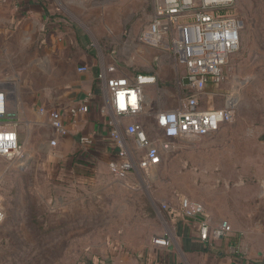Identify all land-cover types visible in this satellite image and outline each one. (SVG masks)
<instances>
[{"label": "rangeland", "instance_id": "374dc122", "mask_svg": "<svg viewBox=\"0 0 264 264\" xmlns=\"http://www.w3.org/2000/svg\"><path fill=\"white\" fill-rule=\"evenodd\" d=\"M104 1L93 0L91 17L97 20L86 30L108 37L120 30L123 41L134 34L135 43L143 47L88 48L106 58L114 51L121 71L134 74L144 68L156 76V84L145 90L138 117L148 135L155 137L156 114L173 109L191 94L181 82L184 69L168 47L170 36L158 48L139 41L158 0H112V5H103ZM228 15L242 23L239 49L229 58L221 84L207 87L197 99L202 109L220 108L227 95H234L237 107L230 124L242 132L226 133L227 141L217 135L177 140L148 177L116 181L103 165H94L85 173L91 180L83 183L62 170L56 147L44 145L53 131L45 115L31 107L25 117L31 124L16 117L24 157L14 162L0 157V208L5 217L0 224V264H143L153 239L167 229L174 232L178 217L163 211L162 203L174 206L186 197L219 211L222 192L215 187L214 175L220 167L232 178L236 150L242 146L244 155L249 150L246 141L233 136L264 130V0H235ZM36 50L40 55L39 47H0V86L18 81L28 96L36 98L44 85L30 79L50 75L33 64ZM133 60L141 67H130ZM64 70L59 69V75L71 77Z\"/></svg>", "mask_w": 264, "mask_h": 264}, {"label": "crops", "instance_id": "0c3cea01", "mask_svg": "<svg viewBox=\"0 0 264 264\" xmlns=\"http://www.w3.org/2000/svg\"><path fill=\"white\" fill-rule=\"evenodd\" d=\"M107 2L112 5V0H105L103 5ZM94 6L93 0H5L0 4V47H39L40 55L36 50L33 64L45 70L44 74L50 73L47 77L42 75L41 79H30L32 83L44 85L41 91H37L36 98L33 94L28 96L29 92L18 81L9 80L0 87L6 94V108L10 115L2 122L6 126H17L16 117H23L31 124L25 118L31 107L58 112L66 134L58 135L45 116L53 132L44 145L50 150L56 147L55 156L62 161V170L71 171L74 180L83 183L86 179L91 180L85 173L92 172L94 165H103L108 171L107 164L115 157L108 139V118L100 113L105 93L98 75L111 66L121 76L152 73L144 68L134 74L121 71L115 64L114 51L106 58L97 49L88 48L143 47L135 43L134 34L123 41L120 30L109 33L110 37L104 32L100 35L87 31L97 20L91 17ZM128 65L141 67V63L136 64L135 60ZM80 67H86L87 71L78 72ZM59 69L69 70L71 77L59 75ZM29 97L34 100H28ZM84 104L89 108L86 114L75 118L69 116L70 107ZM232 131L242 132L239 126L226 124L211 136L217 135L227 141L229 136L226 133ZM90 135L94 137V143L85 149L80 138ZM233 137L241 143L246 141L248 154L244 155L242 146L240 151L236 150L232 178L220 172V167L219 173L214 175L215 187L222 192L218 194L219 211L210 203H201L214 224L225 220L231 225L232 233L226 238L202 243L195 230L177 218L172 245L169 248L152 245L144 255L143 264H264V130ZM52 141L56 142L55 146L51 145ZM240 162H246L248 167L239 166ZM70 164L76 167L71 169Z\"/></svg>", "mask_w": 264, "mask_h": 264}, {"label": "built area", "instance_id": "2783aa9c", "mask_svg": "<svg viewBox=\"0 0 264 264\" xmlns=\"http://www.w3.org/2000/svg\"><path fill=\"white\" fill-rule=\"evenodd\" d=\"M3 2L5 0H0V4ZM234 2L158 0L150 24L139 37L140 42L158 48L165 36H170L168 47L184 69L181 82L183 85L184 78L189 80L185 87L191 90V94L186 95L173 109L156 114L154 126L157 136H149L138 122L144 106L145 90L156 84V76L152 73L121 76L116 74L113 66L98 75L105 93L100 113L108 118V139L115 150V157L107 167L116 181L123 182L138 175L148 177L161 165L163 152L170 150L175 141L214 135L223 125L233 121L237 107L234 95H227L220 108L210 109L199 107L197 95L209 86L221 84L229 58L239 49L242 23L228 15ZM86 71V67L78 69L80 73ZM6 101V94L0 90V157L14 162L24 157V148L19 142L16 124L6 126L2 122L10 116ZM88 111V105L84 104L70 107L68 114L75 118ZM37 112L48 117L58 135L66 134L58 112H48L44 107H39ZM93 143L94 137L91 135L80 138V144L85 149ZM55 144V141L51 142L52 146ZM161 208L195 230L197 239L202 243L226 238L233 231L225 220L214 224L201 203L186 197L179 198L174 206L162 203ZM4 218L0 208V224ZM172 243L173 230L170 229L152 241L153 246L161 248H169Z\"/></svg>", "mask_w": 264, "mask_h": 264}, {"label": "water", "instance_id": "95a60500", "mask_svg": "<svg viewBox=\"0 0 264 264\" xmlns=\"http://www.w3.org/2000/svg\"><path fill=\"white\" fill-rule=\"evenodd\" d=\"M189 84V80L187 78L183 79V85L187 86Z\"/></svg>", "mask_w": 264, "mask_h": 264}, {"label": "bare ground", "instance_id": "6f19581e", "mask_svg": "<svg viewBox=\"0 0 264 264\" xmlns=\"http://www.w3.org/2000/svg\"><path fill=\"white\" fill-rule=\"evenodd\" d=\"M236 86V85H235ZM1 87V86H0ZM239 87V86H238ZM236 88V87H235ZM238 89V88H237ZM147 99V98H146ZM145 101V100H144ZM11 109V108H10Z\"/></svg>", "mask_w": 264, "mask_h": 264}]
</instances>
